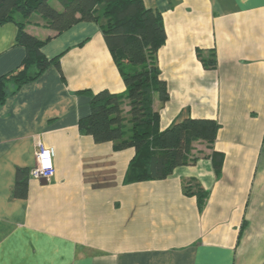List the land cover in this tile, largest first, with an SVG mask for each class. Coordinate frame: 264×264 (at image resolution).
Returning <instances> with one entry per match:
<instances>
[{
    "label": "crops",
    "instance_id": "1",
    "mask_svg": "<svg viewBox=\"0 0 264 264\" xmlns=\"http://www.w3.org/2000/svg\"><path fill=\"white\" fill-rule=\"evenodd\" d=\"M143 3L165 30L156 65L168 99L153 95L159 129L212 120L214 141L194 140L187 163L165 179L130 181L135 150L78 128L103 90L123 97L128 117L98 26L80 21L55 34L26 23L59 66L17 91L10 84L0 105V264H264V0ZM16 35L14 23L0 24V77L24 59ZM209 55L206 68L200 58ZM38 140L54 149L49 182L30 176ZM19 169L28 173L23 198L13 195Z\"/></svg>",
    "mask_w": 264,
    "mask_h": 264
},
{
    "label": "trees",
    "instance_id": "2",
    "mask_svg": "<svg viewBox=\"0 0 264 264\" xmlns=\"http://www.w3.org/2000/svg\"><path fill=\"white\" fill-rule=\"evenodd\" d=\"M34 20L44 22L55 34L80 21L98 26L125 85L128 117L122 115L123 97L103 90L90 96L89 113L80 119L78 128L95 143L112 142L115 150H135L127 171L130 181L165 179L174 168L187 163L194 140L214 141L218 125L212 120L187 118L159 129L153 95L157 94L161 102L168 99L166 84L156 65V53L165 42V30L161 15L145 7L143 0H54L52 4L50 0H0V24L14 23L16 44L25 49L21 65L0 77V105L9 93L10 84L17 91L36 80L49 66H59V56L45 57L41 51L45 42L25 31L26 23ZM200 60L206 68L215 64L214 55ZM212 161L215 170L219 169V155L213 153ZM27 174L25 170L17 171L14 196L25 197ZM193 193L202 207L203 194L198 190Z\"/></svg>",
    "mask_w": 264,
    "mask_h": 264
},
{
    "label": "built area",
    "instance_id": "3",
    "mask_svg": "<svg viewBox=\"0 0 264 264\" xmlns=\"http://www.w3.org/2000/svg\"><path fill=\"white\" fill-rule=\"evenodd\" d=\"M53 158L54 149L38 140L35 152V166L30 170L31 178L49 182L55 174Z\"/></svg>",
    "mask_w": 264,
    "mask_h": 264
},
{
    "label": "rangeland",
    "instance_id": "4",
    "mask_svg": "<svg viewBox=\"0 0 264 264\" xmlns=\"http://www.w3.org/2000/svg\"><path fill=\"white\" fill-rule=\"evenodd\" d=\"M54 2V0H50V4H52Z\"/></svg>",
    "mask_w": 264,
    "mask_h": 264
}]
</instances>
